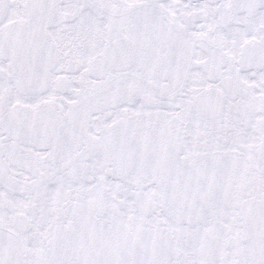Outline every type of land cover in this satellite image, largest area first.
<instances>
[{
	"label": "snow or ice",
	"instance_id": "obj_1",
	"mask_svg": "<svg viewBox=\"0 0 264 264\" xmlns=\"http://www.w3.org/2000/svg\"><path fill=\"white\" fill-rule=\"evenodd\" d=\"M0 264H264V0H0Z\"/></svg>",
	"mask_w": 264,
	"mask_h": 264
}]
</instances>
